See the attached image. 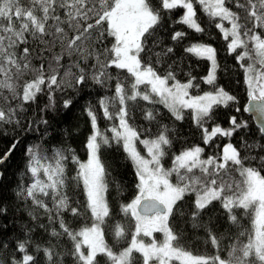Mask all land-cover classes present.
<instances>
[{"label":"snow or ice","instance_id":"snow-or-ice-1","mask_svg":"<svg viewBox=\"0 0 264 264\" xmlns=\"http://www.w3.org/2000/svg\"><path fill=\"white\" fill-rule=\"evenodd\" d=\"M0 143V264H264V0H0Z\"/></svg>","mask_w":264,"mask_h":264},{"label":"trees","instance_id":"trees-1","mask_svg":"<svg viewBox=\"0 0 264 264\" xmlns=\"http://www.w3.org/2000/svg\"><path fill=\"white\" fill-rule=\"evenodd\" d=\"M237 94L240 95V99H241V115L244 118L249 119L250 122H252L251 118L249 116H247V114L243 111V107L242 106H243L244 103L247 102L245 96L243 95V93H241L239 91H237ZM101 126L103 127V125H101ZM74 146L78 149V154L81 156V158H86V155H85L83 149L80 148L79 144H75ZM0 147H3V144L2 143H0ZM20 155L21 154H20L19 150H17L16 158H15V163L13 164V170H15V165L16 164H21L22 163V161L20 160ZM21 175H22V173H21ZM125 180H126V178H125ZM125 195H128V193H125ZM194 247H196V246L194 245Z\"/></svg>","mask_w":264,"mask_h":264},{"label":"water","instance_id":"water-1","mask_svg":"<svg viewBox=\"0 0 264 264\" xmlns=\"http://www.w3.org/2000/svg\"><path fill=\"white\" fill-rule=\"evenodd\" d=\"M245 113L247 114V116H249L251 118L253 124L255 125L254 117L252 116V114L247 113V112H245Z\"/></svg>","mask_w":264,"mask_h":264}]
</instances>
